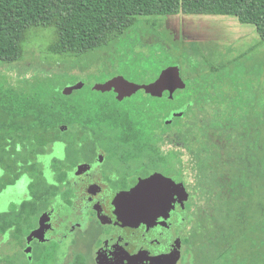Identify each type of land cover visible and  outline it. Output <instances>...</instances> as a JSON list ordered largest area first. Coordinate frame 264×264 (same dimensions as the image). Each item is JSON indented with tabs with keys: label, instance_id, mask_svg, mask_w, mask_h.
<instances>
[{
	"label": "trees",
	"instance_id": "16d2710c",
	"mask_svg": "<svg viewBox=\"0 0 264 264\" xmlns=\"http://www.w3.org/2000/svg\"><path fill=\"white\" fill-rule=\"evenodd\" d=\"M178 13L234 16L240 23L254 25L264 41V0H0V62L22 57L25 36L31 27H53L56 37L48 46L49 51L77 55L121 36L136 16ZM179 56L196 72L184 79L188 95H179V107L187 105L182 114L184 141L188 149H203L207 156L201 160L204 167L215 171L206 186L212 194L214 211L210 218L215 220L219 214L225 217V223L217 228L223 247L215 244L214 252L201 257L200 262L264 264L262 104L240 81L239 85L234 84L233 101L226 105L225 76L215 79L212 73L201 71L200 62L192 56ZM165 66H160L153 79ZM214 79L218 94L209 91ZM84 88L83 85L70 94L61 90L47 98L42 92L18 91L0 83V167L11 164L19 173L21 169L32 172L36 155L46 151L64 126L66 130H85L86 126L94 129L100 114H111L101 100L114 97L106 98L107 93L93 87L85 91ZM209 99L217 101L220 107L213 110L208 121H197L193 116L194 104ZM149 105L152 120L165 123L168 114L163 112V106L151 101ZM188 114L192 115L191 120L187 119ZM211 242L208 238L202 247Z\"/></svg>",
	"mask_w": 264,
	"mask_h": 264
},
{
	"label": "flooded vegetation",
	"instance_id": "af4514ba",
	"mask_svg": "<svg viewBox=\"0 0 264 264\" xmlns=\"http://www.w3.org/2000/svg\"><path fill=\"white\" fill-rule=\"evenodd\" d=\"M182 90L162 98L179 99ZM108 92L115 99L101 101L111 114H100L94 129L64 126L32 172L0 167V264H151L171 252L181 264L192 255L198 202L186 181L185 119L174 115L180 107L158 123L150 102L127 105L137 92L122 100ZM154 173L172 181L166 207L149 225L121 221L118 194Z\"/></svg>",
	"mask_w": 264,
	"mask_h": 264
},
{
	"label": "rangeland",
	"instance_id": "374dc122",
	"mask_svg": "<svg viewBox=\"0 0 264 264\" xmlns=\"http://www.w3.org/2000/svg\"><path fill=\"white\" fill-rule=\"evenodd\" d=\"M55 37L53 27H31L25 36L22 57L9 63L0 62V83L18 91L42 92L49 98L67 85L82 81L85 91L94 83L115 75H123L140 84L148 83L154 80L162 65L179 66L181 76L186 79L196 73L179 56L186 53L200 62L201 71L212 73L215 79H220L219 75L225 76L226 105L233 101L235 82L239 85L242 81L251 96L262 104L264 112V41L254 25L240 23L234 16L184 13L136 16L121 36L107 45L77 55L49 51L48 46ZM208 63L215 69L212 70ZM215 79L209 85V91L218 94ZM187 92L182 90L181 97L185 98ZM104 96L113 97L110 92ZM147 101L160 104L166 113L180 105L179 99L155 100L142 91L132 96L127 105H134L130 104L133 102L145 105ZM219 107L220 104L211 99L194 104L193 116L197 121H208L213 110ZM191 116L188 114L187 119L191 120ZM172 137H176V133ZM184 152L186 181L197 196L198 209L192 226V255L181 264H203L201 257L210 256L215 244L223 247L217 228L225 223V217L219 214L215 220L210 218L214 210L210 202L212 194L206 186L215 171L210 172L204 167L201 160L207 157L206 153L199 147L188 149L185 141ZM208 238L213 242L202 247Z\"/></svg>",
	"mask_w": 264,
	"mask_h": 264
},
{
	"label": "water",
	"instance_id": "95a60500",
	"mask_svg": "<svg viewBox=\"0 0 264 264\" xmlns=\"http://www.w3.org/2000/svg\"><path fill=\"white\" fill-rule=\"evenodd\" d=\"M84 82L80 81L70 84L62 89L64 94H70L73 90L82 88ZM186 82L181 76L179 66H165L157 77L144 84L128 80L123 75H115L104 82L93 84V89L105 92L113 90L116 98L122 100L143 89L152 96L161 97L164 91H169L170 95L176 89H184ZM187 105L182 106L174 115H182ZM172 181L159 173H154L151 177L140 181L128 191L119 193L115 199V206L118 218L128 224L145 223L151 224L159 208L163 209L165 205L166 188ZM181 189L183 186L180 184ZM185 199L187 193L185 191ZM162 195L160 204L157 203V196ZM170 206V201L167 203ZM179 259L178 253H169L163 256H154L150 258L151 264H176Z\"/></svg>",
	"mask_w": 264,
	"mask_h": 264
}]
</instances>
